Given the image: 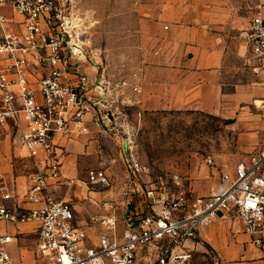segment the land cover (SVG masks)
<instances>
[{"label":"crops","instance_id":"crops-1","mask_svg":"<svg viewBox=\"0 0 264 264\" xmlns=\"http://www.w3.org/2000/svg\"><path fill=\"white\" fill-rule=\"evenodd\" d=\"M126 1L127 7L113 11L124 18L119 29L106 36L105 46H129L132 54L115 56L100 49L102 52H94L93 61L82 64L83 72L105 87L103 99L111 121L107 129L119 130L124 111L139 115L195 113L225 121L232 133V149L221 156H209L214 166L205 160V165L189 172L205 181L210 193L222 173L234 174L241 163L250 165L264 144V76L255 70L247 43L251 9L258 0ZM3 11L12 21H24L9 7ZM29 70L31 87L42 102L38 83L46 71L34 56ZM68 76L70 83H78L72 68ZM13 91L19 97V88L13 87ZM89 94L98 97L94 88ZM95 111L83 124H73L68 132L55 135L63 181H51L48 192L49 201L72 205L75 226L85 231L87 246L111 235L93 218L101 220L112 212L123 174L119 142L106 127H99L100 109ZM21 127L13 121L0 125V178L14 197L6 202L9 208L37 209L44 204L31 203L28 191L38 171L35 157L21 144ZM225 157L227 161L222 160ZM93 170H103L112 186L86 185ZM262 172L264 176V168ZM138 205L143 214L150 213L146 201ZM0 228L14 238L10 251L16 264H42L37 258L36 223ZM206 248L215 254L218 264H264V248L256 245L255 237L246 233L238 217L220 213L218 221L200 228L185 246L191 253H206Z\"/></svg>","mask_w":264,"mask_h":264},{"label":"built area","instance_id":"built-area-1","mask_svg":"<svg viewBox=\"0 0 264 264\" xmlns=\"http://www.w3.org/2000/svg\"><path fill=\"white\" fill-rule=\"evenodd\" d=\"M9 7L24 18L12 21L3 11ZM251 27L247 43L255 70L264 76V0L251 9ZM88 15L80 13L76 0H0V125L13 121L21 127V144L34 157L37 176L28 191V200L44 204L37 209H11L6 202L13 194L0 178V226L36 223L37 258L42 264H143L147 257L142 250L158 249L156 258L147 264H194L193 255L185 249L200 228L219 220L220 213L241 219L247 234L255 237L257 246L264 248V144L250 165L241 163L234 174L222 173L210 193L192 201L184 197L168 201L160 196L154 213L140 214L127 210L125 227L117 232V217L111 212L103 219L93 218L111 232L103 235L97 245L87 246L84 230L75 226L72 205L64 201H49L50 182L61 183L62 156L54 143L59 132H68L73 124L81 125L88 116L101 115L100 128L109 127L110 110L103 96V84L83 72L85 60H94L91 26ZM85 38V39H84ZM34 56L45 69L39 80L42 102L30 83V59ZM96 65L100 64L95 61ZM74 70L77 84L69 82ZM19 88V97L13 91ZM94 88L98 97L89 92ZM118 141V129H107ZM131 174V185L151 169L143 165L133 152L129 138L122 140ZM42 157H38V153ZM214 166L211 157L206 159ZM70 180V183H74ZM90 186L110 188L112 182L103 170L89 172ZM151 195V194H149ZM129 206H132L128 203ZM263 236V237H261ZM14 238L0 228V264H16L10 245Z\"/></svg>","mask_w":264,"mask_h":264},{"label":"rangeland","instance_id":"rangeland-1","mask_svg":"<svg viewBox=\"0 0 264 264\" xmlns=\"http://www.w3.org/2000/svg\"><path fill=\"white\" fill-rule=\"evenodd\" d=\"M76 2L80 13L89 16L86 22L88 21L91 26L88 38L92 42L90 47L92 55L94 52H102L100 49L107 50V53L111 52L115 56L132 54L129 46H105L106 36L113 32V29L118 30L121 18H124L119 14H113V11L127 7L126 0H76ZM122 118L119 126L122 138L118 141V147L123 158L121 161L123 174L119 176L121 185L115 190L117 204L112 209L117 217V232L120 230L122 232L125 227V211L137 208L140 214H145L138 205L141 201H146L148 204L146 210L154 213V207L155 211L160 208V205L155 204L160 196H164L168 201L181 197L192 201L209 194L208 188L204 185L205 181L189 172L193 167L200 168L205 165L207 157L214 154L221 156L232 149V133L225 121L195 113L139 115L137 112L128 111L123 112ZM125 138L132 140L131 146L138 160L151 169L149 175H143L135 180L134 187L131 185V174L124 153L122 140ZM222 160L227 161V158ZM163 182L165 186L162 185ZM120 215L123 216L121 220ZM206 249V253L192 251L194 264H218L215 254L209 248ZM141 253L145 257L150 255L143 261V264H147L156 258L158 249L152 247L150 252L145 249Z\"/></svg>","mask_w":264,"mask_h":264}]
</instances>
